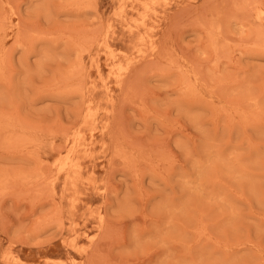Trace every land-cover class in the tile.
I'll return each mask as SVG.
<instances>
[{"label": "rangeland", "instance_id": "obj_1", "mask_svg": "<svg viewBox=\"0 0 264 264\" xmlns=\"http://www.w3.org/2000/svg\"><path fill=\"white\" fill-rule=\"evenodd\" d=\"M90 1L0 0V264H264V0Z\"/></svg>", "mask_w": 264, "mask_h": 264}, {"label": "bare ground", "instance_id": "obj_2", "mask_svg": "<svg viewBox=\"0 0 264 264\" xmlns=\"http://www.w3.org/2000/svg\"><path fill=\"white\" fill-rule=\"evenodd\" d=\"M91 1H93V0H91ZM90 1V2H91ZM156 1V0H155ZM94 2V1H93ZM119 2V1H118ZM132 3V2H131ZM129 7H131V6H129ZM121 9H123V6L121 7ZM98 10V9H97ZM154 10V9H153ZM119 12H120V8H119V11H118V14H119ZM154 13V12H153ZM141 14V13H140ZM118 17V16H117ZM264 18V17H263ZM1 20V19H0ZM261 20V19H260ZM139 21V20H138ZM16 22V21H15ZM260 21H258V23H259ZM262 24V23H261ZM143 25V24H142ZM263 25V24H262ZM262 27V26H261ZM149 28H151V27H149ZM263 28V27H262ZM263 33H264V31H263ZM16 36V35H15ZM105 39V38H104ZM139 39V38H138ZM104 45V47H105V43L103 44ZM141 46V45H140ZM139 47V46H138ZM106 48V47H105ZM155 48V47H154ZM109 49V48H108ZM153 49V48H152ZM138 52H139V50H138ZM123 53V52H122ZM108 54V53H107ZM141 54V53H140ZM110 56V55H109ZM113 56V55H112ZM111 56V57H112ZM130 58V56L127 58V59H129ZM135 58H137V57H135ZM93 59V58H92ZM130 60V59H129ZM116 64H119L118 62L116 63ZM125 64V63H124ZM119 66V70H121V68L122 67H120V65H118ZM126 66V65H125ZM124 66V67H125ZM135 66V65H134ZM124 67H123V69H124ZM127 67V66H126ZM110 68H111V66H110ZM133 68V67H132ZM125 70H126V68H125ZM117 72H119V71H117ZM116 72V73H117ZM112 73H114V72H112ZM110 74V73H109ZM112 75V74H111ZM116 75V74H115ZM120 75V74H119ZM113 76V75H112ZM121 76V75H120ZM116 77V76H115ZM117 77H118V75H117ZM121 81V80H120ZM125 83V80L123 81V84ZM120 84V83H119ZM122 86V85H121ZM108 88V87H107ZM90 101V100H89ZM86 109H88V107L86 108ZM93 109V108H92ZM91 109V110H92ZM90 110V109H89ZM90 110V111H91ZM94 111L96 112V109H94ZM86 112H87V110H86ZM94 114V113H93ZM83 116V115H82ZM81 119H82V117H81ZM82 121V120H81ZM94 121V120H93ZM73 129H74V127H73ZM88 129H90V128H88ZM99 129H100V127H99ZM78 131V130H77ZM91 130H89V132H90ZM75 132V131H74ZM59 133H60V131H59ZM76 134V133H75ZM77 134H78V132H77ZM71 137V136H70ZM78 137V136H77ZM73 138H74V135H73ZM112 139V138H111ZM90 140V139H89ZM75 141H76V139H75ZM84 142H85V140H84ZM101 143H104V142H102V140H101ZM75 144H77V141H76V143ZM93 145V144H92ZM71 146H72V144H71ZM78 147V146H77ZM74 149H75V147H74ZM72 150H73V148H72ZM72 152H74V151H72ZM76 152V151H75ZM111 153V152H110ZM67 158V157H66ZM65 159V158H64ZM65 160H67V159H65ZM57 161V160H56ZM72 161V160H71ZM65 162V161H64ZM71 163V162H70ZM58 164H59V162H58ZM61 164H63V162H61ZM64 165V164H63ZM67 165H68V163H67ZM71 165V164H70ZM52 166V165H51ZM63 167V166H62ZM57 168V167H56ZM58 168H59V165H58ZM70 168V167H69ZM57 171V170H56ZM55 171V172H56ZM58 172V171H57ZM67 176V175H66ZM55 177V176H54ZM85 179V178H84ZM53 180H54V178H53ZM52 180V181H53ZM64 185V184H63ZM53 191V190H52ZM59 194H60V192H59ZM104 195V194H103ZM99 219V218H98ZM104 221V220H103ZM103 228V227H102ZM67 242V241H66ZM69 260H71V259H69ZM51 261V260H50ZM59 263V262H58ZM62 263V262H61Z\"/></svg>", "mask_w": 264, "mask_h": 264}]
</instances>
